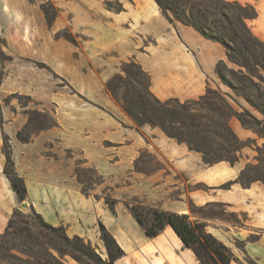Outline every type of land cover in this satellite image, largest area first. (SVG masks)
I'll return each instance as SVG.
<instances>
[{"label": "crops", "instance_id": "1", "mask_svg": "<svg viewBox=\"0 0 264 264\" xmlns=\"http://www.w3.org/2000/svg\"><path fill=\"white\" fill-rule=\"evenodd\" d=\"M105 1H117L121 10L106 9ZM227 1L255 7L257 16L246 23L264 42V0ZM55 5L49 22L24 0H0V37L5 40L0 51L9 57L0 59V231L18 204L2 172L6 137L29 208L52 225L62 224L69 236L91 242L103 224L124 251L114 264L137 246L163 242L162 234L180 240L169 225L147 236L130 211V199L187 214L190 220L197 219L191 206L214 202L226 212L244 214L240 223L220 227L211 226V218L199 221L232 254V240L241 239L243 253L264 264V184L243 187L234 181L246 163L256 162L254 154L244 147L234 165L206 164L198 152L156 127L136 126L105 87L121 62L133 58L160 100L197 99L206 87L224 92L214 71L219 60L227 61L224 47L190 26L170 22L154 0H62ZM12 94L27 96L34 105L8 98ZM32 112L47 114L55 124L20 140L17 132ZM229 125L240 139L264 143L237 119ZM190 260L199 263L194 253Z\"/></svg>", "mask_w": 264, "mask_h": 264}, {"label": "trees", "instance_id": "2", "mask_svg": "<svg viewBox=\"0 0 264 264\" xmlns=\"http://www.w3.org/2000/svg\"><path fill=\"white\" fill-rule=\"evenodd\" d=\"M154 1L170 22L178 21L190 26L203 37L224 47L228 61L239 66L237 71H230L239 86L223 73L222 68H226L224 60L216 63L214 68L216 75L235 95L241 96L263 117L257 118L243 106L241 111L237 110L227 100L224 92L210 87H206L204 93L197 99L160 100L150 92L148 75L133 58L120 64L121 70L128 78L125 83L126 89L130 86L123 97L122 110L136 126L149 124L151 127H158L166 136L178 143L186 144L188 149L198 152L206 164L226 161L234 165L241 157V150L249 146V143H253L258 152L256 163H246L234 181L243 187H248L255 181L264 184V143L258 145L252 139H240L229 125V120L236 118L243 128L252 130L264 139V42L251 32L246 23L257 16L255 7L250 3L241 4L227 0ZM116 10H121L120 4ZM47 20L49 21L48 17ZM220 24L228 29L226 34H218L215 30ZM121 78L120 73H115L105 84L116 103L119 101L116 95L118 85L115 84V80ZM141 79H144L145 83ZM136 85L141 86L145 93L139 91ZM226 95L233 99L230 94ZM150 97L155 104H152ZM54 124V120L47 114L32 112L22 130L17 132V137L25 141L29 132ZM24 132L26 134H23ZM1 151L5 157L3 173L18 202L21 203L26 200L27 190L23 178L15 170L10 144L6 137ZM228 184L229 182L223 184V187ZM110 208L113 206L110 205ZM29 211L31 215L40 219L44 227L52 231L56 242L52 244L47 242V231L31 221H27L26 227H20L15 219L24 217L25 214L19 209H13L3 232L0 233V257L12 256L26 264H63L62 258L66 254L74 257L82 255L87 258L94 256V250L88 241L78 235L69 237L62 224L52 226L44 222L40 213L33 207H30ZM130 211L147 236L154 237L164 225H169L182 244L195 252L201 264H209L207 259L212 264H231L233 254L230 249L206 230L204 222L190 220L187 214L153 209L151 221L146 224L145 217L137 207L132 206ZM191 211L195 212V207L191 206ZM99 227L101 239L108 249L107 263L114 264L124 251L103 224L100 223ZM69 247H72V250H67ZM51 249H54L57 255L53 254ZM199 250H203L207 259L200 255ZM12 251H17L26 258L23 260Z\"/></svg>", "mask_w": 264, "mask_h": 264}, {"label": "rangeland", "instance_id": "3", "mask_svg": "<svg viewBox=\"0 0 264 264\" xmlns=\"http://www.w3.org/2000/svg\"><path fill=\"white\" fill-rule=\"evenodd\" d=\"M24 1L27 2L30 7H33V8L35 7L39 9L45 15L46 18L48 17L49 22H51L52 19L56 15L55 3H60L62 0H24ZM102 5L106 9L116 10L117 7L119 6V3L117 1H105L102 3ZM21 6H22V9H24L25 11L28 10V7H26L25 3H22ZM215 30L218 31V34H226L228 32V29L221 24ZM62 35L68 39H71V37L68 36L66 33H62ZM4 42L5 40L2 37H0V45ZM8 58L9 57L6 56L4 53H0V59L3 60V59H8ZM225 63H226V68L225 67L222 68L223 73L236 86H239L238 81L236 80L234 75L230 72L231 70L237 71L239 66L234 63H231L230 61H228V59L227 61H225ZM39 65H42V64H39ZM131 69L135 70V68L133 67H131ZM118 73L121 74L122 78L115 80V84L118 85L116 89V95L119 101L118 102L119 104L118 103L116 104L121 108V105L124 103L123 97L125 96L127 92L126 90L130 89V86L127 87L128 89H126L125 83H127L126 81L128 80V78L126 74L124 73V71L121 70V68H119ZM216 77H217V82L219 86L222 88V90H224L225 97L237 110L241 111V106H243L247 110H249L253 115H255L257 118L261 119L263 117L260 112H258L253 107H251L241 96L235 95L234 92L231 90V88L225 85L218 76ZM141 80L143 83H145L144 79H141ZM136 87L139 91H141L142 93H145V91L142 89L141 86L136 85ZM211 88L214 90H218L215 87H211ZM226 93L230 94L234 100L228 95H226ZM9 97L15 99L17 102H20L21 104H29L30 107L34 105V103H32L27 96L12 94L8 96V98ZM150 99H151L152 104H155L154 100L151 97ZM192 106H196V104H192ZM130 120L132 121L131 118ZM145 125L150 126L149 124H145ZM156 128L162 134H164L158 127ZM23 134H26V133L24 132ZM246 150H248L251 154H254L253 158H256V156L258 155L256 147L254 146L253 143H249V146H246ZM251 163H256V162H251ZM2 172H3V167H2ZM104 198H105V201L108 203V205L112 206V198L109 196V194H106ZM128 202H131L132 206L138 208V210L145 217L146 224H149L152 218L153 209L140 205L137 202H134V199H130L128 200ZM19 204L20 203L18 202V204L13 209H19V211L25 215L24 217H16L15 222L18 223L20 227H26L27 221H31L34 224H36L38 227L43 228L44 230L47 231V235H46L47 242L51 244L56 242L55 241L56 238L53 236L52 231L44 227L40 219L37 216L31 215L29 210H21L19 208ZM195 212H196L195 216L197 217V219L194 221H199V220L204 221L205 219L211 218L213 219L214 223H211L210 225L215 226V227H220L222 223H226V222L240 223L245 218L244 214L229 213V212L224 211L223 205L217 202L209 203L202 207H197ZM42 220L48 223L44 219L43 216H42ZM52 226H57V225H52ZM3 230H1L0 233H2ZM96 231L98 234V239L94 242L86 240L85 238L82 237L85 241H88L90 243L96 256L94 254V256H92L91 258H87L82 255H78V257H74L72 255L66 254L62 258V263L63 264H108L107 263L108 262V249L106 248L104 241L101 239V230L99 226H97ZM174 235L176 236V238H178L175 233ZM72 236H69V237H72ZM161 238H163V242H161L163 244H161L158 241H154L152 242L151 245L137 246L135 247L133 251L128 252L125 257H122L121 259H119L117 264H191L190 263L191 256H193V253L194 255H196L192 249H189V248L185 249L183 246L182 248L184 249H181L180 247L181 241L177 239L172 240L168 237L167 234H162L160 239ZM249 238L252 239L253 237H249ZM243 246H244V240H241V239L232 240V247L234 248L235 253H233L231 264H258L254 258L249 257L248 255L243 253ZM67 250H72V247H69ZM51 252L57 255L54 249H51ZM12 253L21 257L23 260L26 258L25 255H22L17 251H12ZM199 253L201 256L205 257L203 250H199ZM207 261L209 262V264H212V262L209 261L208 259ZM198 262L200 263V261ZM0 264H26V263L24 261L18 260L17 258L10 256V257H0Z\"/></svg>", "mask_w": 264, "mask_h": 264}, {"label": "water", "instance_id": "4", "mask_svg": "<svg viewBox=\"0 0 264 264\" xmlns=\"http://www.w3.org/2000/svg\"><path fill=\"white\" fill-rule=\"evenodd\" d=\"M19 208H20L21 210H29L28 201H27V200H23V201L19 204Z\"/></svg>", "mask_w": 264, "mask_h": 264}, {"label": "bare ground", "instance_id": "5", "mask_svg": "<svg viewBox=\"0 0 264 264\" xmlns=\"http://www.w3.org/2000/svg\"><path fill=\"white\" fill-rule=\"evenodd\" d=\"M122 245H124V244H122Z\"/></svg>", "mask_w": 264, "mask_h": 264}]
</instances>
